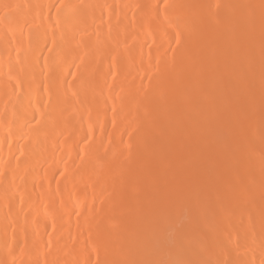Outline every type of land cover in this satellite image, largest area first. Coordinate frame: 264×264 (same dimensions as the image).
Wrapping results in <instances>:
<instances>
[{
	"label": "bare ground",
	"instance_id": "6f19581e",
	"mask_svg": "<svg viewBox=\"0 0 264 264\" xmlns=\"http://www.w3.org/2000/svg\"><path fill=\"white\" fill-rule=\"evenodd\" d=\"M0 264H264V0H0Z\"/></svg>",
	"mask_w": 264,
	"mask_h": 264
}]
</instances>
